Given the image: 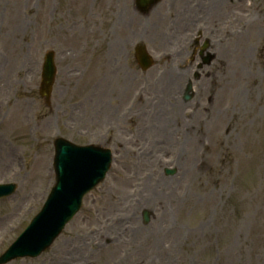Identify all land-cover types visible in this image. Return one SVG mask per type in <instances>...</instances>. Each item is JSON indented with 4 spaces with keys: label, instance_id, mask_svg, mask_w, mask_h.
<instances>
[{
    "label": "rangeland",
    "instance_id": "rangeland-1",
    "mask_svg": "<svg viewBox=\"0 0 264 264\" xmlns=\"http://www.w3.org/2000/svg\"><path fill=\"white\" fill-rule=\"evenodd\" d=\"M233 1L224 14L198 10L219 39L207 34L215 58L185 101L190 53H169L189 41L172 18L183 4L164 0L136 21L156 61L143 71L121 53L133 21L118 35V0H0V143L11 161L0 184L18 187L0 201V255L52 189L57 137L114 155L52 247L8 264H264V0ZM230 29L235 53L220 56ZM48 51L58 70L50 104L39 94Z\"/></svg>",
    "mask_w": 264,
    "mask_h": 264
},
{
    "label": "water",
    "instance_id": "water-1",
    "mask_svg": "<svg viewBox=\"0 0 264 264\" xmlns=\"http://www.w3.org/2000/svg\"><path fill=\"white\" fill-rule=\"evenodd\" d=\"M157 2V1H156ZM141 60L144 68H148L150 61L148 57L141 53ZM55 67L53 63L52 54L47 57L44 72L43 90L49 95L54 82ZM58 146V161L64 164L66 160H69L73 167H70L68 171L63 174V178L59 180L56 186L55 199L53 203L45 208L44 212L36 221H43L42 227L44 233H54L51 241L46 243L45 239L40 241L23 240L20 247L16 252L20 254H35L41 252L43 249L48 248L53 239H55L63 230L65 224L72 218L73 214L79 209L81 201L79 199L84 196L85 189L90 185L91 187L102 181L104 174L108 169L109 153L100 149L93 150L91 148L78 149L76 146L67 143L61 139L56 142ZM169 173H173L169 171ZM60 170L58 167V179ZM54 191L51 197L54 194ZM71 199L70 206L65 203V199ZM55 206L57 211L55 215H52V208ZM146 222L148 218L146 217ZM35 229L33 228L31 232ZM20 255H14L10 257H18ZM2 260H0V263Z\"/></svg>",
    "mask_w": 264,
    "mask_h": 264
},
{
    "label": "bare ground",
    "instance_id": "bare-ground-1",
    "mask_svg": "<svg viewBox=\"0 0 264 264\" xmlns=\"http://www.w3.org/2000/svg\"><path fill=\"white\" fill-rule=\"evenodd\" d=\"M229 0H211L210 1V4L209 6L207 7L208 8V12L210 11L211 13L213 12H216V14L218 13H222L226 11V6H227V3H228ZM156 20H159V19H156ZM22 23H24V21H19L17 23V26L15 27V31H16V34L14 36V39H13V46L17 44V41H18V34H20L22 32V30H24V26L21 25ZM19 24V25H18ZM21 25V26H20ZM211 29V28H210ZM182 36H179V38H181ZM230 41H228L227 43H223V47L220 49L221 52H219L221 55L220 56H226V53H232L234 52L235 53V47H231L230 45ZM238 50H239V53H246V47H244V49L240 46V43H239V46L236 47ZM160 107V106H158ZM178 108H176L175 111H177ZM157 120L163 125V128L162 130L165 128V121L164 120H161L158 116H157ZM168 127V125H167ZM0 152L1 153H4V158H0V168H2V166H5V165H8L9 163H11L10 159H9V156L7 153L8 151L6 150V148L4 147V144H1L0 143Z\"/></svg>",
    "mask_w": 264,
    "mask_h": 264
}]
</instances>
